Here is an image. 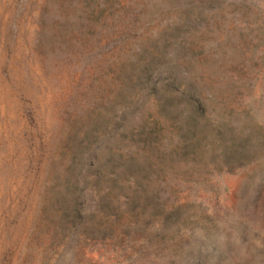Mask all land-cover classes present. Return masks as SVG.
<instances>
[{"label":"rangeland","instance_id":"obj_1","mask_svg":"<svg viewBox=\"0 0 264 264\" xmlns=\"http://www.w3.org/2000/svg\"><path fill=\"white\" fill-rule=\"evenodd\" d=\"M0 264H264V0H0Z\"/></svg>","mask_w":264,"mask_h":264}]
</instances>
